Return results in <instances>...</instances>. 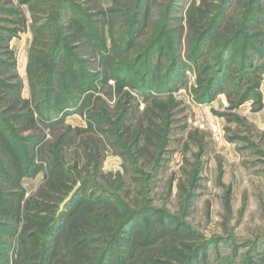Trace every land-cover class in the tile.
I'll use <instances>...</instances> for the list:
<instances>
[{"label": "rangeland", "instance_id": "374dc122", "mask_svg": "<svg viewBox=\"0 0 264 264\" xmlns=\"http://www.w3.org/2000/svg\"><path fill=\"white\" fill-rule=\"evenodd\" d=\"M0 264H264V0H0Z\"/></svg>", "mask_w": 264, "mask_h": 264}, {"label": "trees", "instance_id": "16d2710c", "mask_svg": "<svg viewBox=\"0 0 264 264\" xmlns=\"http://www.w3.org/2000/svg\"><path fill=\"white\" fill-rule=\"evenodd\" d=\"M225 3V2H224ZM223 11H224V6L222 5L221 7V10L219 11L218 15L216 16V18L214 19L210 29H208V31H206V33H204V35H202L203 37L198 41V45L195 49V54H200V45L201 43L203 42V40L208 37L211 32L215 29L218 21L221 19L222 15H223ZM238 43V39L237 37L232 39V40H229L223 51H222V57H227L230 52L232 51V49L236 46V44ZM178 68V65H174L172 66V69L168 72L167 76L164 78L165 82H163L162 84V87L161 88H155L156 92H162V91H166L168 89L167 85L168 84H173L172 82L174 81L172 76H176V70ZM207 71V70H206ZM212 71L214 73H212L211 77L206 81V84H202L201 81L199 82L200 83V86L197 88L196 90V93H198V99L201 101V102H207V101H210L212 99V97L215 95V93L219 92V91H222L224 89V85H226L228 82H229V77H230V73H229V68L227 67V63L224 61V62H221L218 66L214 67L212 69ZM244 71V70H243ZM246 71V70H245ZM150 71L147 72V77L149 79V76H150ZM54 76H51V79H53ZM152 79V78H151ZM151 79L150 80H146V81H141L140 84L138 85L137 89H140L142 90V92H146L147 90H149V88H153V83L151 82ZM116 80H117V83H119L120 85H122L123 83L121 82V78L120 77H116ZM124 80V79H123ZM53 81V80H52ZM125 81V80H124ZM128 82L130 84H132V80L129 79ZM122 83V84H121ZM67 98V97H66ZM247 99V96H244L242 98V101L241 102H244L245 100ZM71 100H65L62 105L61 104H58V102L56 101V106L58 105H61V110H65V108H68V104H71L70 103ZM57 108V107H55ZM63 108V109H62ZM59 113V112H58ZM56 113L54 110H51L47 109V112H46V116H49L50 114H58ZM31 120H33V116H31L30 118ZM4 145V148L10 152V154H12V157H13V163H14V167H13V170H14V177L15 179H17V181H19L21 178H23V175L25 174V171H24V167L22 165H18L19 164V161H18V158L17 156L15 155V151L14 149L9 145V143H7L6 141H4L3 143ZM61 169V168H60ZM61 172V170H58ZM86 187V182H84L81 187L79 188V193L82 189H84ZM78 193V194H79ZM80 195V194H79ZM90 199V196L88 197L87 199V203ZM106 198L104 197H101L98 201L101 202V203H106ZM98 201H91V202H98ZM89 204V203H88ZM15 210L16 211H19L20 210V206H16L15 207ZM19 214V212H17ZM71 215H74V212H71L69 213V215L67 214H63L59 219H58V222L57 224L55 225V227H53V232H55L56 230L59 229V223H61L60 221H65V219L67 218L68 220L70 219ZM140 213H135L133 215H131L129 217V219L123 224V226H126L128 227L129 225L132 224V222H134L139 216ZM123 230V229H122ZM62 233V234H61ZM62 235V238H63V247H61L60 251H59V255L64 251V252H67V249H66V246L67 245H72L74 243V239H76L75 237H77V235L75 234L74 232V229H73V223L72 221H70L68 223V226L67 227H64L62 230H60V233ZM120 234V233H119ZM138 234V233H137ZM60 235V237H61ZM58 236V235H57ZM119 236V235H118ZM146 237L148 238L149 237V233H147V235H145V239ZM74 238V239H73ZM119 238V237H117ZM69 242V243H68ZM116 241H113L111 243V247L109 249V252L111 253L113 251V248H114V244H115ZM76 247H78L80 245V247L83 245L82 242H78L77 243L75 242ZM130 248H132L133 250H135V247H134V242H132L129 246ZM66 249V250H64ZM108 252V253H109Z\"/></svg>", "mask_w": 264, "mask_h": 264}]
</instances>
